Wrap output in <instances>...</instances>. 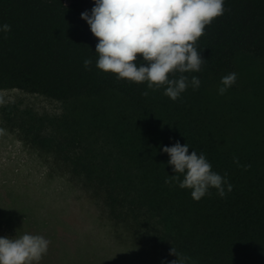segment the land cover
Segmentation results:
<instances>
[{
	"label": "trees",
	"instance_id": "trees-1",
	"mask_svg": "<svg viewBox=\"0 0 264 264\" xmlns=\"http://www.w3.org/2000/svg\"><path fill=\"white\" fill-rule=\"evenodd\" d=\"M242 57L264 75V0H0V90L64 107L55 135L23 131L168 264H264V98Z\"/></svg>",
	"mask_w": 264,
	"mask_h": 264
},
{
	"label": "rangeland",
	"instance_id": "rangeland-1",
	"mask_svg": "<svg viewBox=\"0 0 264 264\" xmlns=\"http://www.w3.org/2000/svg\"><path fill=\"white\" fill-rule=\"evenodd\" d=\"M237 65L264 98V75L244 57ZM63 109L38 95L0 90V264H168L144 228L113 221L63 159L23 131L34 124L42 137L55 135L49 125ZM92 142L95 153L105 150L102 138Z\"/></svg>",
	"mask_w": 264,
	"mask_h": 264
}]
</instances>
